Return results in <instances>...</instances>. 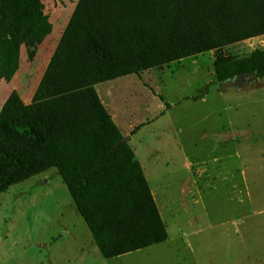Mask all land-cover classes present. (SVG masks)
I'll return each instance as SVG.
<instances>
[{
  "label": "rangeland",
  "instance_id": "1",
  "mask_svg": "<svg viewBox=\"0 0 264 264\" xmlns=\"http://www.w3.org/2000/svg\"><path fill=\"white\" fill-rule=\"evenodd\" d=\"M77 1L42 0L53 31L21 46L0 108L11 91L29 100ZM263 47L261 35L94 86L158 197L166 241L103 258L51 168L0 193V264H264V78L215 77L217 58Z\"/></svg>",
  "mask_w": 264,
  "mask_h": 264
},
{
  "label": "trees",
  "instance_id": "2",
  "mask_svg": "<svg viewBox=\"0 0 264 264\" xmlns=\"http://www.w3.org/2000/svg\"><path fill=\"white\" fill-rule=\"evenodd\" d=\"M51 31L42 0H0V81L18 71L22 45ZM261 35L264 0H78L31 102L11 91L0 108V193L54 168L103 258L166 241L143 168L94 86ZM244 72L264 78V47L215 61L218 85Z\"/></svg>",
  "mask_w": 264,
  "mask_h": 264
},
{
  "label": "water",
  "instance_id": "3",
  "mask_svg": "<svg viewBox=\"0 0 264 264\" xmlns=\"http://www.w3.org/2000/svg\"><path fill=\"white\" fill-rule=\"evenodd\" d=\"M258 80V77L255 73L244 72L237 75L235 78L229 80L235 82L238 87L244 83H254ZM130 137H123V141L127 142Z\"/></svg>",
  "mask_w": 264,
  "mask_h": 264
},
{
  "label": "crops",
  "instance_id": "4",
  "mask_svg": "<svg viewBox=\"0 0 264 264\" xmlns=\"http://www.w3.org/2000/svg\"><path fill=\"white\" fill-rule=\"evenodd\" d=\"M53 31V30H52ZM256 37H254V38H251V39H255ZM97 85V84H96ZM37 87V85L34 87V89H33V92H32V94H31V96L29 97V100L28 101H24V99H22V97L20 96V93L17 91V90H15V89H13V90H15L17 93H18V95L20 96V98L23 100V102L24 103H30L31 102V99H32V96H33V93H34V90H35V88ZM97 91V90H96ZM98 93V92H97ZM9 95V94H8ZM99 96V95H98ZM7 98V97H6ZM99 98H100V96H99ZM6 100V99H5ZM101 100V99H100ZM102 102V101H101ZM103 104V103H102ZM104 105V104H103ZM104 107H105V105H104ZM106 108V107H105ZM107 109V108H106ZM107 111H108V109H107ZM108 113L111 115V117H112V119L114 120V118H113V114L112 113H110L109 111H108ZM141 164V163H140ZM141 166H142V164H141ZM142 168H143V166H142ZM143 171H144V168H143ZM152 192V191H151ZM152 194H153V196H154V193L152 192ZM154 199H155V202H156V204H157V207H159L158 206V197L157 196H154ZM159 209V208H158ZM160 212V211H159Z\"/></svg>",
  "mask_w": 264,
  "mask_h": 264
}]
</instances>
